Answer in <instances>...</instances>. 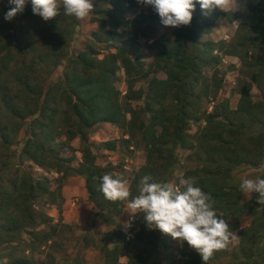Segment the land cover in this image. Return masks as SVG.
Segmentation results:
<instances>
[{
	"label": "trees",
	"instance_id": "1",
	"mask_svg": "<svg viewBox=\"0 0 264 264\" xmlns=\"http://www.w3.org/2000/svg\"><path fill=\"white\" fill-rule=\"evenodd\" d=\"M133 6L134 3L127 0H109L108 7L102 9L100 28L93 36L108 51L102 58L98 57L93 45H87L68 58L59 98L65 103L64 121L68 124L64 134L68 140L77 137L81 142L82 159L78 167L70 166L68 159L52 153L55 135L48 130L55 122L58 110L49 104L48 85L37 81L39 77L34 76L42 62L51 64L48 69L51 76L60 61L68 57L75 18L68 17V27L65 26V29L56 25V29H53L58 18L40 25L45 26L51 38L52 34L62 37L60 46L50 45L46 52L38 53L33 45L21 47L20 43L15 42L16 39L0 46V77L4 71L13 72V87L2 85L0 88V106L10 110L12 117L20 119L37 114L36 124L45 137V141L40 142L32 133L24 141L20 156L57 171L63 167L62 176L84 175L88 200L94 210L108 208V212L115 216L123 202L106 200L98 191V186L104 174H116L111 168L96 163V156L88 144V134L96 124L105 122L119 126L130 137L134 132H139L145 162L131 177L129 186L133 195L137 194V185L145 175L152 176L155 182H168L175 169L176 150L189 149V160L194 164L185 170L184 177L194 178L197 186L215 200L217 215L225 219L239 236L237 247L226 264H264V206L257 203L258 194L255 193L249 201L242 202L240 181L234 175L238 168L247 167L248 171L264 178V172L258 168L264 157V0H247L245 16L241 12L217 10L211 17L205 18L197 5L191 24L173 28L170 41L160 46L152 61L154 69L150 76L138 59L137 36L128 30L133 19L121 16ZM148 7L150 14L143 15L145 35L151 34L154 21L160 20L152 7ZM8 9V3H0V30L4 35L19 34L27 20L36 18L39 22V16L33 14L28 3L23 15L17 14L4 24L2 18ZM219 16H224L231 23L237 21L235 35L228 41L203 42L201 35L210 33ZM106 24H109L108 29ZM119 27L124 30L120 31ZM31 50L37 52L33 54V62L25 64L22 63L23 59L18 60V56ZM222 55L238 57L241 62L239 73L246 74V79L239 78L237 81L239 97L236 108L223 101L214 104L212 111H200L203 100H214V90L221 85L222 77H217V73L222 72L218 68ZM209 66L215 68L212 82L207 81L202 73V69ZM119 69H123L126 76L124 99L116 86V72ZM159 71L165 73L166 77L158 78L155 74ZM138 77L145 78V88L135 87ZM253 85L260 92L259 100L252 99L250 90ZM132 99L146 100V104H149V100L157 107L152 114H148L145 106L133 107ZM191 107L195 108L197 114L193 119L204 122L194 134L188 132L192 121ZM142 114L146 115L148 122L141 118ZM10 169L5 166L2 171L10 172ZM10 188L0 193V215L10 216L11 213L6 211L12 208L20 215L28 213L41 221L49 220L31 205L36 197L51 193L46 180L33 179L22 172L19 177L13 178ZM14 195L19 196L20 201H15ZM243 214L249 215L251 221L240 227L238 218ZM22 221L16 220V223L21 224ZM105 221L111 223L114 219L108 216ZM136 223L138 230L126 243L123 253L118 252L127 261L119 263L118 257L114 256L111 264H158L153 254L158 242L157 230H148L142 215ZM17 229L7 228L8 231ZM42 234L37 238L46 246L51 234ZM10 238L14 239L13 234ZM185 245L189 247L187 243ZM112 250L117 252L116 247ZM11 257L9 264H46L24 256L13 257V253ZM197 257V254L192 255L189 261L196 264Z\"/></svg>",
	"mask_w": 264,
	"mask_h": 264
},
{
	"label": "rangeland",
	"instance_id": "2",
	"mask_svg": "<svg viewBox=\"0 0 264 264\" xmlns=\"http://www.w3.org/2000/svg\"><path fill=\"white\" fill-rule=\"evenodd\" d=\"M108 1L93 0L94 9L90 15L84 20L74 19L68 57L60 61L51 76L48 75V69L51 64L46 61L42 62L34 72V76L39 77L37 81H42L45 86L48 85L47 89H50L49 94H47L49 104L58 110L55 122L48 130L49 133L52 132L55 135L53 137V143L55 144L52 153L68 159V164L72 167H78L82 159V154L80 153L81 142L77 137L68 140L64 134L68 124L64 121L63 111L65 103L59 98L60 86L65 80L64 75L67 71L68 58L73 57L77 51L87 45H93L98 52L99 58L108 53L107 50L103 49L102 44L97 41V38L93 37L94 32L100 28L99 20L102 17V9L108 7ZM127 1L134 3V6L123 12L121 16L133 19V23L130 24L128 30L131 34H136L137 36L136 40L139 44L138 59L142 63L141 66L149 71L150 76L153 74L152 70L154 69L152 61L160 46L170 41V33L173 31V27H165L158 20L157 22L154 21L155 24L152 26L151 34H143L146 26L145 21H143V15L148 16L151 9L148 6L138 4L136 0ZM0 3L1 5L8 3V0H0ZM246 5L247 0H237L236 9L234 5L233 9L228 11L241 12L245 16ZM24 12L18 14L23 15ZM57 18L56 23L53 24V29H56L55 25L65 29L68 16L61 14ZM136 18H138V21ZM35 19L27 20L20 33L15 36L11 34L4 35L0 30V46L9 40L14 41L15 39V42L20 43L21 47L33 45L38 53L48 51L49 46L53 44L60 46L62 37L52 34V40L45 26H40L46 21L40 16L38 17L39 22ZM2 20L4 24L7 23L4 18ZM55 20L56 18L51 19V22ZM61 26H64V28ZM106 27L108 29L109 24H106ZM236 27L237 21L231 23L224 16H219L215 20L210 33L201 35L200 39L203 42L219 41V39L228 41L235 35ZM119 30L122 31L124 28L119 27ZM55 50L59 51L56 48ZM37 52L33 50L24 52L21 56H18V60L21 61L23 59L22 63L29 64L33 62V54ZM213 53L220 54L217 51ZM240 67L241 62L238 57L221 56L218 68L222 72L217 73V77H222V81L221 85L219 84L214 90L216 91L215 101L204 99L200 104V111H212L214 104L217 105V102L221 103L223 101H228L232 108H236V102H238L239 97L238 88L236 89L237 81L239 78L246 79L245 72L239 73ZM214 70L215 68L210 66L202 69L207 81L212 82L215 75ZM116 75V86L121 91V98L124 99L126 76L123 69H119ZM155 75L158 78L166 77L165 73L160 71ZM12 80L13 72L10 70L4 71L0 77V88L2 85L13 87ZM144 81L145 78H136L135 87L142 86L145 88ZM250 93L253 100L260 99V92L255 85L251 88ZM145 101L143 99H132L131 104L136 108L145 106L148 114H152V111L157 106L152 104V101L147 100L149 104H146ZM0 110V193L10 188L13 178L19 177L22 172L30 175L33 179L46 180V186L51 192L44 193L31 202L33 209L49 217L48 221L47 219L41 221L40 218L36 219L34 215H29L28 213L20 215L12 208L6 211V213H11L10 216L4 217L0 215V264H9L12 260V253L13 257L24 256L34 261L46 262V264H111V258L114 256L118 257L119 263H125L127 261L126 257L119 253H123L126 243L128 240L131 241L134 233L138 230L136 220L141 215L135 218L131 228H125L124 224L129 220V214L125 211L124 202L120 206L119 213L115 216L108 212V208L94 210L88 200L84 175L71 174L62 176L63 167L60 168V171H57L53 167L39 166L30 159H23L20 154L27 137L34 133V136L38 137L40 142L45 141L41 128L36 124L38 116L37 114H32L20 119L12 117L10 110L2 109L1 106ZM195 111V108L191 107L192 121L188 130L190 134H194L197 128L204 124L201 119L196 121L193 119L197 115ZM126 116L129 117V114ZM145 117L146 115H141V118L148 122ZM88 144L96 156L98 165L111 168L116 175L127 179L129 183L133 173L145 162L143 143L140 140L139 132H134L133 136L130 137L121 127L100 122L89 132ZM189 153L190 150L185 148L176 150L177 161L168 182H177L181 176L184 177L185 170L194 164L189 160ZM5 166L6 169L11 168L10 172L2 171ZM246 168H238L234 171L235 178L238 181L241 182L245 178L254 179L258 177L257 174L248 171ZM13 198L15 201H20L19 196L14 195ZM241 200L242 202H247L250 198L242 193ZM108 216H111L114 221L107 223L105 218ZM22 219L21 224L16 223V220L20 221ZM11 220H15V222L11 223ZM250 221L251 217L247 214H243L238 218L240 227L248 225ZM8 227L18 229L8 231ZM53 229H55L54 232H52ZM43 232L51 234V239L46 243V246L42 245L43 242H39ZM157 233L158 242L153 254L158 264H194L189 259L195 254L198 255L196 264H202L199 254L187 247L185 245L186 242L180 245L159 230H157ZM11 234H13L14 239L10 238ZM36 243L38 244L36 245ZM115 247L117 252L112 250ZM236 247L237 243L230 245L226 250L216 252L208 261V264H226Z\"/></svg>",
	"mask_w": 264,
	"mask_h": 264
},
{
	"label": "clouds",
	"instance_id": "3",
	"mask_svg": "<svg viewBox=\"0 0 264 264\" xmlns=\"http://www.w3.org/2000/svg\"><path fill=\"white\" fill-rule=\"evenodd\" d=\"M142 6H151L158 14L161 25L178 28L189 26L197 5L201 14L211 17L217 10L227 12L237 7V0H136ZM30 3L32 12L44 21L57 18L61 14L86 19L94 9L93 0H8L9 10L4 19L11 21L22 13ZM259 171L264 172V157L259 163ZM239 189L249 198L258 194L257 203L264 206V178H245ZM108 201L124 202L129 220L125 228H131L135 218L142 215L148 230H159L170 236L180 245L185 242L198 253L202 264L216 252L226 250L239 242V236L232 231L229 223L219 217L214 209L215 200L205 193L192 177L181 176L177 182H155L152 176L145 175L137 185L133 195L129 182L120 175L106 173L98 186Z\"/></svg>",
	"mask_w": 264,
	"mask_h": 264
}]
</instances>
